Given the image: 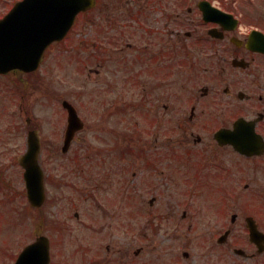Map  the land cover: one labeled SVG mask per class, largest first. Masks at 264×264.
<instances>
[{"label": "flooded vegetation", "instance_id": "af4514ba", "mask_svg": "<svg viewBox=\"0 0 264 264\" xmlns=\"http://www.w3.org/2000/svg\"><path fill=\"white\" fill-rule=\"evenodd\" d=\"M103 5L97 19H88L98 22L93 43L96 67L91 73L94 115L86 123L88 115L81 106L82 126L71 145L66 148L63 139L61 146L51 148L68 158L78 135L101 130L97 138L107 141L98 140L102 145L92 148L82 145L73 160H124L128 198L133 177L144 174L134 163L146 160L150 171L162 175L164 161L178 165L201 191L159 193L149 205L157 198L190 202V211L183 210L180 218L170 213L155 216L160 225L172 219L188 224L189 251L182 253L186 264H264V0H111ZM105 10L108 18L102 17ZM104 37L108 44L102 43ZM104 88L109 91L105 100L100 97ZM134 115L142 118L141 143L150 135L152 143L132 145ZM61 122L65 138L68 116ZM41 160L51 167L44 156ZM3 168L0 164V182L5 180ZM47 179L58 182L53 174ZM155 226L153 233L167 232ZM125 228L129 236L131 219ZM106 233L101 227L93 243H81L76 264L149 260L139 258L147 247L137 249L133 258L131 241L109 243ZM49 238V264H74L72 258H57Z\"/></svg>", "mask_w": 264, "mask_h": 264}, {"label": "rangeland", "instance_id": "374dc122", "mask_svg": "<svg viewBox=\"0 0 264 264\" xmlns=\"http://www.w3.org/2000/svg\"><path fill=\"white\" fill-rule=\"evenodd\" d=\"M17 1L0 0V18ZM107 1L100 0L99 8L78 20L65 42L49 50L40 69L31 76H25V89L15 83L18 74L0 77V164H3L7 181L11 182L9 190L0 182V264H14L13 260L23 247L41 234L51 237L57 258L69 257L76 264L81 243H93L101 227L106 228L109 243L131 241L133 258H136L137 249L147 247L139 257L149 259L144 264H160L157 259L163 264L187 263L182 253L189 251L191 234L188 224L179 225L172 219L160 225L161 219L155 216L170 213L172 216L175 214L174 218H180L183 210L190 211V202L157 198L154 206L149 205L151 197L159 196V193L191 195L201 191L198 183L184 174L183 168L164 161L162 175L155 170L150 171L146 167V160L134 163V168L138 167L144 174L141 173V178L133 177V195L128 198L124 186V160L116 157L114 164L109 159L99 163L94 160L82 163L73 160L82 145L92 148L94 144L102 145L98 140L107 141L106 138H97L101 130L95 128L78 135L68 158L62 157L61 151L51 148L63 144L65 126L61 118L66 114L62 108L63 100L68 99L78 107L85 106L83 91L91 92L94 88L87 86V83L82 85V77L86 80L88 76V72H82V62L87 63L85 69L88 71L96 67L91 55L95 53L92 45L95 42V24L98 22H88V19H97L100 10L105 8L103 3ZM102 17H109L107 10ZM108 42L109 38L102 39V43ZM122 42L119 37L118 46ZM88 44L87 50L82 48V45ZM135 91L132 90L133 99L137 100ZM27 118L33 120L31 127L26 125ZM18 126L20 133H17ZM38 127L43 139V156L51 164L49 169L46 167L47 172L58 181L47 184L48 200L41 210L32 209L26 197L22 196L25 189L23 170L18 163L26 149L28 130ZM150 142L152 135L141 146ZM134 171L137 172V169ZM136 194L139 196L136 197ZM76 213L79 217H75ZM130 219L131 233L127 236L125 226H130ZM155 225L163 226L167 232L153 233L152 230L157 227ZM175 227H180L181 232L172 231ZM92 234L94 237L89 239Z\"/></svg>", "mask_w": 264, "mask_h": 264}, {"label": "water", "instance_id": "95a60500", "mask_svg": "<svg viewBox=\"0 0 264 264\" xmlns=\"http://www.w3.org/2000/svg\"><path fill=\"white\" fill-rule=\"evenodd\" d=\"M50 1L26 0L0 22V72L13 68L36 70L47 46L66 34L79 11L88 8L89 3L94 4V0H62L65 8L72 10V15H66L47 7ZM57 3L60 2L53 7ZM69 135L72 136V132ZM40 150V138L36 132H31L28 151L21 158V165L25 168L28 198L34 207H40L46 198L45 176L39 163ZM49 260V240L40 237L22 253L17 264H49Z\"/></svg>", "mask_w": 264, "mask_h": 264}]
</instances>
